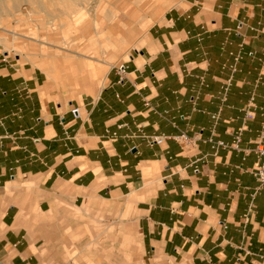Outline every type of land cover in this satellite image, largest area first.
Segmentation results:
<instances>
[{
    "label": "crops",
    "instance_id": "1",
    "mask_svg": "<svg viewBox=\"0 0 264 264\" xmlns=\"http://www.w3.org/2000/svg\"><path fill=\"white\" fill-rule=\"evenodd\" d=\"M77 55L91 62L74 74H103L81 99L0 55V264H58L59 247H81L69 240L103 204L128 248L120 262L264 264V189L255 193L252 174L264 142V0L183 1L110 70ZM184 131L194 140L185 150L125 137ZM241 131V151L208 143ZM94 254L104 261L102 247Z\"/></svg>",
    "mask_w": 264,
    "mask_h": 264
},
{
    "label": "rangeland",
    "instance_id": "2",
    "mask_svg": "<svg viewBox=\"0 0 264 264\" xmlns=\"http://www.w3.org/2000/svg\"><path fill=\"white\" fill-rule=\"evenodd\" d=\"M17 1L0 0V7L4 10L0 55L20 57L22 61L44 69L68 97L81 99L92 94L95 86L101 85L103 74L93 77L86 69L74 74L73 68L78 62H91L80 59L78 53L95 56L98 60L94 64L103 70L119 66L128 60V54L135 48L144 45L145 37L156 21L186 0ZM25 9L28 11L24 12ZM96 29L104 30L97 38L94 37ZM90 215L92 220L88 227L76 231L69 240L82 243V246H66L64 255L59 247L58 264H111L106 258L112 259L114 264H131V261L118 260L120 257L129 258L128 248L112 236L114 229H108L111 207L103 204L98 213ZM60 237L69 243L64 231H60ZM96 247L99 250L102 247L104 261H94Z\"/></svg>",
    "mask_w": 264,
    "mask_h": 264
},
{
    "label": "built area",
    "instance_id": "3",
    "mask_svg": "<svg viewBox=\"0 0 264 264\" xmlns=\"http://www.w3.org/2000/svg\"><path fill=\"white\" fill-rule=\"evenodd\" d=\"M239 59H240V57L237 56L235 60L238 62ZM229 70L232 73L237 72V69L235 66L230 67ZM230 86H231V81L228 82V87L225 90L226 92L221 97H219V99L222 101V103H226L228 100L227 92H228V89ZM74 113L75 114L78 113V110H74ZM248 117L252 118L251 115H248ZM212 118L215 122H217L219 120V115H213ZM117 137H118L117 134H113V138H115V140L117 139ZM125 137L128 139L142 138L149 145H158V146H162L167 141L173 140L178 145H180L182 150H185V149L191 147L192 145H194V140L189 135L188 131H184L181 134L176 135V136H166V135L150 136V135H147L143 132H140L139 134H130V135H127ZM208 143L212 146L213 150L215 151V154H218V152L220 150H224V149H228V148L235 149L237 151H241L240 145L242 143V131L236 135L235 141L231 144L225 143L224 141H221V140H216L214 137L209 138ZM256 152L259 155L260 161L256 165V167L254 169H252V174L254 175V177L256 178V180L259 183V187L256 189L255 193L260 194L261 191L264 189V142L263 141H260L257 144ZM198 161L199 160H197L195 162V164ZM255 214H257V210H256L255 206L251 205V208H250V210L246 216V221H248L252 217V215H255Z\"/></svg>",
    "mask_w": 264,
    "mask_h": 264
},
{
    "label": "bare ground",
    "instance_id": "4",
    "mask_svg": "<svg viewBox=\"0 0 264 264\" xmlns=\"http://www.w3.org/2000/svg\"><path fill=\"white\" fill-rule=\"evenodd\" d=\"M20 3L21 2V0H19V1H17L16 3ZM74 5V4H73ZM76 6V5H75ZM71 8V7H70ZM73 8H75V7H73ZM24 12H26V11H28V9H25V10H23ZM4 18V10L0 7V31H2V30H4V28H2L1 27V25H2V19ZM5 31H7L6 29H5ZM7 32H10V31H7ZM12 34H16L17 35V33L16 32H11ZM15 35V36H16ZM1 39V38H0ZM18 39H19V35H18ZM3 40V39H2Z\"/></svg>",
    "mask_w": 264,
    "mask_h": 264
}]
</instances>
